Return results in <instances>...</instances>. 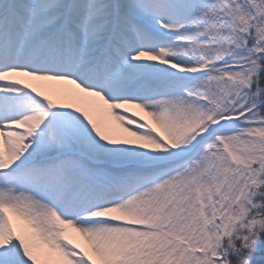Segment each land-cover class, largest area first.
<instances>
[{
    "label": "snow or ice",
    "instance_id": "snow-or-ice-1",
    "mask_svg": "<svg viewBox=\"0 0 264 264\" xmlns=\"http://www.w3.org/2000/svg\"><path fill=\"white\" fill-rule=\"evenodd\" d=\"M0 264H264V0H0Z\"/></svg>",
    "mask_w": 264,
    "mask_h": 264
}]
</instances>
